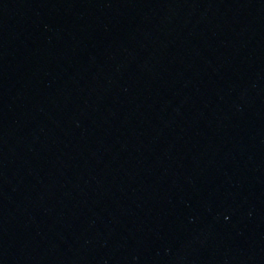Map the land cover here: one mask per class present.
Wrapping results in <instances>:
<instances>
[{"label":"water","instance_id":"1","mask_svg":"<svg viewBox=\"0 0 264 264\" xmlns=\"http://www.w3.org/2000/svg\"><path fill=\"white\" fill-rule=\"evenodd\" d=\"M0 264H264V0H0Z\"/></svg>","mask_w":264,"mask_h":264}]
</instances>
